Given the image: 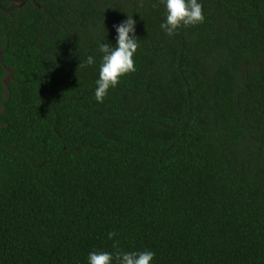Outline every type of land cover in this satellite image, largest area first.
<instances>
[{
    "label": "trees",
    "instance_id": "obj_1",
    "mask_svg": "<svg viewBox=\"0 0 264 264\" xmlns=\"http://www.w3.org/2000/svg\"><path fill=\"white\" fill-rule=\"evenodd\" d=\"M15 1L0 9V264H264V0H200L203 23L172 36L161 0ZM128 15L136 71L98 103V41Z\"/></svg>",
    "mask_w": 264,
    "mask_h": 264
},
{
    "label": "clouds",
    "instance_id": "obj_2",
    "mask_svg": "<svg viewBox=\"0 0 264 264\" xmlns=\"http://www.w3.org/2000/svg\"><path fill=\"white\" fill-rule=\"evenodd\" d=\"M166 10V18L161 29L172 36L181 27L194 26L204 21L203 4L200 0H161ZM2 10V9H1ZM3 11V10H2ZM4 12V11H3ZM136 20L133 16L113 25L115 43L106 40L98 41L100 55L99 78L95 81L94 96L98 103H103L109 89L118 87L123 76L135 72L134 56L140 47L136 36ZM96 63L94 56L89 55L81 62L79 68ZM116 233L108 234L112 239ZM155 253L145 251H91L87 255V264H151Z\"/></svg>",
    "mask_w": 264,
    "mask_h": 264
},
{
    "label": "flooded vegetation",
    "instance_id": "obj_3",
    "mask_svg": "<svg viewBox=\"0 0 264 264\" xmlns=\"http://www.w3.org/2000/svg\"><path fill=\"white\" fill-rule=\"evenodd\" d=\"M4 3L7 4V7H4L2 2H0V9H2L4 11V13H6V14H11V12L15 8L24 4V2H17L15 0H5ZM8 3H9V5H8ZM2 56H3V51L0 49V64H2ZM7 71H8V75L5 76L2 80L3 81L2 83L5 86H8L9 83L12 81V78H13L12 71L11 70H7ZM8 94H9V92H6V96H8Z\"/></svg>",
    "mask_w": 264,
    "mask_h": 264
}]
</instances>
